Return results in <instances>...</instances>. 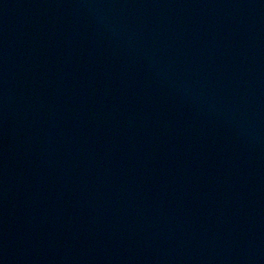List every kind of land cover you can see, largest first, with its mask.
<instances>
[{
  "label": "water",
  "instance_id": "water-1",
  "mask_svg": "<svg viewBox=\"0 0 264 264\" xmlns=\"http://www.w3.org/2000/svg\"><path fill=\"white\" fill-rule=\"evenodd\" d=\"M0 264H264V0H0Z\"/></svg>",
  "mask_w": 264,
  "mask_h": 264
}]
</instances>
